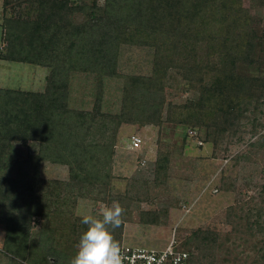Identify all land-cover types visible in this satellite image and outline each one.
<instances>
[{
  "label": "trees",
  "instance_id": "16d2710c",
  "mask_svg": "<svg viewBox=\"0 0 264 264\" xmlns=\"http://www.w3.org/2000/svg\"><path fill=\"white\" fill-rule=\"evenodd\" d=\"M241 1L105 0L103 6L97 0L90 6L81 0L4 1L5 6L11 4L15 9L3 22L6 46L0 60L51 68L44 91L0 87V224L6 229L5 249L30 264H69L87 228L81 223L82 217L72 215L68 226L61 224L62 250L52 246L53 236L42 234L46 240L41 250L46 255L34 253L31 246L38 247L39 240L31 238L32 218L44 216L41 207L36 210L33 206L37 198L35 178L2 175L16 164L22 170L26 162L18 158L14 142H40L37 153L27 158L37 175L44 158L68 163L72 183L67 186L103 193L111 188L109 171L115 150L109 142L87 141L99 118L103 125L107 119L117 126L123 122L160 124L170 100L166 122L206 129L209 136L214 135L215 144L221 137L237 136L245 126L244 118L258 120V114L264 112V77L244 74L238 65L255 62L264 43V29L261 36L255 34L252 23L256 17L242 7ZM253 1L264 13V0ZM78 11L88 13L89 19L73 25L72 14ZM123 43L154 48L150 75L117 72V55ZM74 70L96 72L98 76L99 96L93 110L67 107ZM105 76L124 78L123 109L116 116L101 110ZM173 82H183L195 90V98L173 103L165 94ZM81 127L86 134L79 132ZM166 156L157 159L158 172L164 168ZM104 169L106 177L101 176ZM54 182L63 185L59 180ZM107 197L102 198L106 201ZM261 200L263 203L254 207L257 217L250 227L264 233V185ZM167 214V208L150 210L142 213L141 220L158 224ZM61 221L66 223L64 218ZM123 226L113 233L119 243L123 241ZM217 237V232L199 228L177 247L190 252L189 264H216ZM261 252L262 262L264 241Z\"/></svg>",
  "mask_w": 264,
  "mask_h": 264
},
{
  "label": "rangeland",
  "instance_id": "374dc122",
  "mask_svg": "<svg viewBox=\"0 0 264 264\" xmlns=\"http://www.w3.org/2000/svg\"><path fill=\"white\" fill-rule=\"evenodd\" d=\"M4 1L0 0V52L5 51L6 46L3 37L4 19L15 9H12L11 4L5 6ZM81 3L90 6L93 0H81ZM97 3L103 6L105 0H97ZM241 5L251 16L256 17L252 28L256 35L261 36L264 29L262 8L253 0H242ZM72 19L73 25H81L88 21L89 15L78 11L72 14ZM258 49L255 62L238 65L240 72L264 77V43ZM153 58L154 48L123 43L118 51L116 70L120 75H150ZM50 73V67L40 64L0 60V87L44 91ZM172 84L171 87L167 86L165 94L173 103L195 98L196 91L183 82ZM123 86L124 78L121 76L104 77L102 112L114 116L121 113ZM68 90L69 109L93 110L99 96L96 72L74 70L70 75ZM169 102H166L163 122L160 124L123 122L117 126L115 121L107 119L103 125L101 118L94 122V127L87 134V141L109 142L115 150L109 171L111 188L103 193L98 192V189L90 191L86 187L67 186V183H72L71 164L68 163L44 158L37 175L27 158L37 153L40 142H14L18 148V158L26 162L22 170L16 164L3 171L2 175L35 178L37 198L33 206L36 210L41 207L44 213L43 217L32 218L31 238L33 241L39 240L38 247L31 246L35 254L46 255L41 250L42 242L46 240L41 237L42 234L53 236L52 246L62 250L65 245L62 236L59 237L62 223L68 226L67 221L71 220L72 215L99 216L105 205L110 206L113 201H118L125 209L124 244L165 248L172 241L181 244L194 230L204 228L218 234L214 247L216 264L264 263L261 262L264 233L254 232L250 227L257 217L254 207L263 203L264 112L258 114L256 122H253V117L244 118L242 122L245 126L237 136L221 137L219 143L215 144L214 135L209 136L206 129H192L166 122ZM79 132L86 134V129L81 127ZM133 134L142 138L140 147L131 146ZM165 154L167 160L164 168L158 172L157 159L163 158ZM106 169L101 170L102 177H106ZM56 180L63 185H55ZM79 192L85 195H79ZM106 194L108 197L105 201L102 197ZM162 208H167L168 214L166 217L161 216V223L142 222V213ZM63 218L66 223L61 221ZM59 219L60 223L57 224ZM5 234V226L0 224V264H30L29 260L4 248Z\"/></svg>",
  "mask_w": 264,
  "mask_h": 264
},
{
  "label": "clouds",
  "instance_id": "9594fccd",
  "mask_svg": "<svg viewBox=\"0 0 264 264\" xmlns=\"http://www.w3.org/2000/svg\"><path fill=\"white\" fill-rule=\"evenodd\" d=\"M125 209L118 201L105 205L99 216L86 214L81 223L86 225L77 245V252L69 264H124L119 242L113 233L123 224Z\"/></svg>",
  "mask_w": 264,
  "mask_h": 264
},
{
  "label": "built area",
  "instance_id": "2783aa9c",
  "mask_svg": "<svg viewBox=\"0 0 264 264\" xmlns=\"http://www.w3.org/2000/svg\"><path fill=\"white\" fill-rule=\"evenodd\" d=\"M131 146L140 147L142 138L133 134ZM122 254L125 257L124 264H189L190 252L179 249L178 243L172 241L165 248L136 247L119 243Z\"/></svg>",
  "mask_w": 264,
  "mask_h": 264
}]
</instances>
